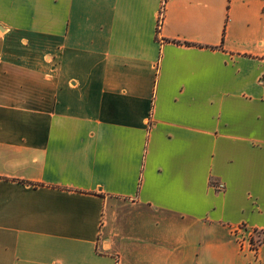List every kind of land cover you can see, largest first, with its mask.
<instances>
[{
    "label": "crops",
    "instance_id": "1",
    "mask_svg": "<svg viewBox=\"0 0 264 264\" xmlns=\"http://www.w3.org/2000/svg\"><path fill=\"white\" fill-rule=\"evenodd\" d=\"M161 3L0 0V264H264V0Z\"/></svg>",
    "mask_w": 264,
    "mask_h": 264
},
{
    "label": "built area",
    "instance_id": "2",
    "mask_svg": "<svg viewBox=\"0 0 264 264\" xmlns=\"http://www.w3.org/2000/svg\"><path fill=\"white\" fill-rule=\"evenodd\" d=\"M164 2H165V0H162L161 7H160V10H159V14H158V23L159 24H160V20H161V17H162V11H163V4H164ZM218 187H222V186L221 185H218ZM238 240H239V242H240L241 245L244 243V237L243 236H240ZM256 241L257 240H255V239H250L249 240L250 247L253 250H256L257 245L260 242V241L259 242L257 241L258 243H257V245H255V242Z\"/></svg>",
    "mask_w": 264,
    "mask_h": 264
},
{
    "label": "rangeland",
    "instance_id": "3",
    "mask_svg": "<svg viewBox=\"0 0 264 264\" xmlns=\"http://www.w3.org/2000/svg\"><path fill=\"white\" fill-rule=\"evenodd\" d=\"M255 240H257L258 242L261 241V236H260V238H256ZM257 241L255 242V245H257V243H258Z\"/></svg>",
    "mask_w": 264,
    "mask_h": 264
},
{
    "label": "trees",
    "instance_id": "4",
    "mask_svg": "<svg viewBox=\"0 0 264 264\" xmlns=\"http://www.w3.org/2000/svg\"><path fill=\"white\" fill-rule=\"evenodd\" d=\"M158 25H159V23H158ZM157 29H158V26H157Z\"/></svg>",
    "mask_w": 264,
    "mask_h": 264
}]
</instances>
